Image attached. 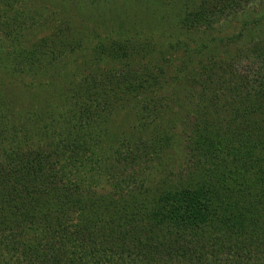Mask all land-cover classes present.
Here are the masks:
<instances>
[{"label": "trees", "instance_id": "1", "mask_svg": "<svg viewBox=\"0 0 264 264\" xmlns=\"http://www.w3.org/2000/svg\"><path fill=\"white\" fill-rule=\"evenodd\" d=\"M69 5L0 0V57L45 96L0 97V264H264V73L191 65L211 10L120 43Z\"/></svg>", "mask_w": 264, "mask_h": 264}, {"label": "rangeland", "instance_id": "2", "mask_svg": "<svg viewBox=\"0 0 264 264\" xmlns=\"http://www.w3.org/2000/svg\"><path fill=\"white\" fill-rule=\"evenodd\" d=\"M69 4L65 13L76 35L89 38L98 35L101 38H113L116 42L120 40V43L138 37L141 33L158 36V31L164 30L165 25H180L186 17L188 21H193L202 11L211 10V14H214L211 27L207 29L206 25L203 26L198 34H194L196 30L191 29V36H177V39H181L179 43L182 46L190 42L185 49L195 53L192 60L196 61H192L191 65L202 63L205 58L208 61L214 50L220 63L227 66L231 64L230 71L236 72L237 78L238 75L243 78L264 73V0H69ZM150 13H155L153 22L148 18ZM133 16H138L137 20L140 22L146 21L145 25L142 24L144 29L135 27L136 21L132 23ZM129 24L134 25L135 29L128 28ZM252 26L255 27V32L247 33ZM44 34L46 33H41L40 37ZM205 44L208 48L204 47ZM13 45L7 44L6 51L13 49ZM176 49H173V54L181 57L183 50ZM201 50L204 51L201 53ZM9 61V58L0 57V97L5 94L18 98L21 105L17 112L21 114L25 108L30 109L32 100L45 96L37 90H28V83L32 79H24L14 68L7 67ZM258 96L264 100V97ZM259 259V256L252 255L249 261L253 264Z\"/></svg>", "mask_w": 264, "mask_h": 264}]
</instances>
